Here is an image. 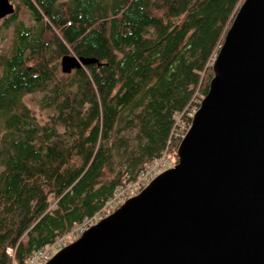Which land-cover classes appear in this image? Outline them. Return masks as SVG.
<instances>
[{"label":"trees","instance_id":"16d2710c","mask_svg":"<svg viewBox=\"0 0 264 264\" xmlns=\"http://www.w3.org/2000/svg\"><path fill=\"white\" fill-rule=\"evenodd\" d=\"M10 1L15 13L0 21V264H28L146 167L178 163L244 0ZM66 56L99 63L65 75ZM37 94L40 116L26 102Z\"/></svg>","mask_w":264,"mask_h":264},{"label":"water","instance_id":"95a60500","mask_svg":"<svg viewBox=\"0 0 264 264\" xmlns=\"http://www.w3.org/2000/svg\"><path fill=\"white\" fill-rule=\"evenodd\" d=\"M212 69L178 163L46 264H264V0L243 1Z\"/></svg>","mask_w":264,"mask_h":264},{"label":"built area","instance_id":"2783aa9c","mask_svg":"<svg viewBox=\"0 0 264 264\" xmlns=\"http://www.w3.org/2000/svg\"><path fill=\"white\" fill-rule=\"evenodd\" d=\"M166 167L164 158L154 162L152 166L146 167L136 182L125 183L123 187L118 188L115 198L108 202L100 213L87 220L83 225L74 228L69 235L36 255L28 264H46L49 262L59 250L67 246L66 239L68 236L81 237L91 226L110 216L113 213L114 206L122 205L127 199L139 194L153 179L166 171Z\"/></svg>","mask_w":264,"mask_h":264},{"label":"rangeland","instance_id":"374dc122","mask_svg":"<svg viewBox=\"0 0 264 264\" xmlns=\"http://www.w3.org/2000/svg\"><path fill=\"white\" fill-rule=\"evenodd\" d=\"M42 98V95L41 94H37V95H34V96H30L26 99V102L28 103V105L34 109L35 111H37L39 113V116H40V109H39V103H40V100ZM164 161L166 163V170L175 166V164H173V162H169L166 158H164ZM114 212V211H113ZM78 238L80 237H71V236H68L67 239H66V243L68 245L73 243L74 241H76Z\"/></svg>","mask_w":264,"mask_h":264}]
</instances>
